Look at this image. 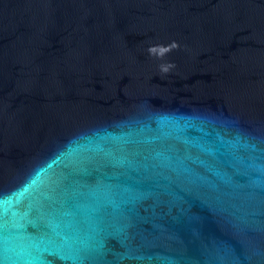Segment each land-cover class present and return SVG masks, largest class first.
Instances as JSON below:
<instances>
[{"label":"water","instance_id":"obj_1","mask_svg":"<svg viewBox=\"0 0 264 264\" xmlns=\"http://www.w3.org/2000/svg\"><path fill=\"white\" fill-rule=\"evenodd\" d=\"M0 264H264V0H0Z\"/></svg>","mask_w":264,"mask_h":264}]
</instances>
